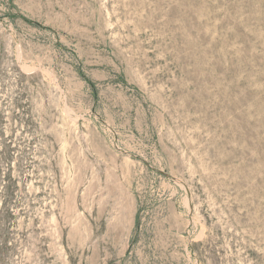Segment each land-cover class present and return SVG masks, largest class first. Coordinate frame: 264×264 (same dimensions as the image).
Instances as JSON below:
<instances>
[{
	"label": "rangeland",
	"instance_id": "1",
	"mask_svg": "<svg viewBox=\"0 0 264 264\" xmlns=\"http://www.w3.org/2000/svg\"><path fill=\"white\" fill-rule=\"evenodd\" d=\"M0 264H264V0H0Z\"/></svg>",
	"mask_w": 264,
	"mask_h": 264
}]
</instances>
